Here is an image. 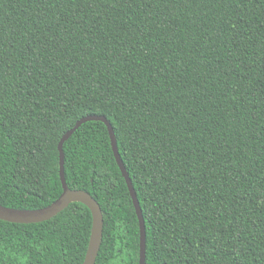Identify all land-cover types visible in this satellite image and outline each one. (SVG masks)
I'll return each instance as SVG.
<instances>
[{"label":"trees","instance_id":"obj_1","mask_svg":"<svg viewBox=\"0 0 264 264\" xmlns=\"http://www.w3.org/2000/svg\"><path fill=\"white\" fill-rule=\"evenodd\" d=\"M111 123L145 264H264V0H0V205L62 193L58 142ZM103 215L94 264H139L106 125L63 144ZM90 208L0 219V264H82Z\"/></svg>","mask_w":264,"mask_h":264},{"label":"water","instance_id":"obj_2","mask_svg":"<svg viewBox=\"0 0 264 264\" xmlns=\"http://www.w3.org/2000/svg\"><path fill=\"white\" fill-rule=\"evenodd\" d=\"M91 120L102 121L108 130L112 151L117 165L126 181L132 202L136 211L139 223L140 243H139V264H145V223L142 210L137 198L131 178L121 159L118 151L115 133L111 123L102 115H86L75 122L60 138L58 142L59 151V176L62 184V193L60 196L47 206L36 209H12L0 205V219L17 223H33L48 220L63 210L72 201H81L85 203L92 213V226L89 237L88 247L82 264H94L98 254L103 231V215L99 203L88 192L79 189H71L68 187L64 175V153L63 144L72 135V133L84 122Z\"/></svg>","mask_w":264,"mask_h":264}]
</instances>
